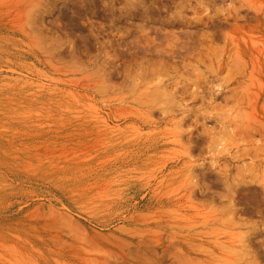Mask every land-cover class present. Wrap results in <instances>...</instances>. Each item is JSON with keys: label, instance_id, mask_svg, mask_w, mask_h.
Wrapping results in <instances>:
<instances>
[{"label": "rangeland", "instance_id": "obj_1", "mask_svg": "<svg viewBox=\"0 0 264 264\" xmlns=\"http://www.w3.org/2000/svg\"><path fill=\"white\" fill-rule=\"evenodd\" d=\"M0 264H264V0H0Z\"/></svg>", "mask_w": 264, "mask_h": 264}]
</instances>
